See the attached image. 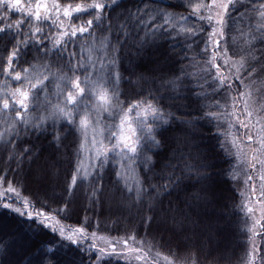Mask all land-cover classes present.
Listing matches in <instances>:
<instances>
[{
  "label": "snow or ice",
  "instance_id": "obj_1",
  "mask_svg": "<svg viewBox=\"0 0 264 264\" xmlns=\"http://www.w3.org/2000/svg\"><path fill=\"white\" fill-rule=\"evenodd\" d=\"M0 25V264H230L219 250L232 215L222 175L243 177V264H264V0H0ZM205 25L198 60L188 51ZM169 37L183 38V56L160 43ZM29 48L35 62L24 61ZM204 120L228 141L226 172L202 144ZM34 135L50 137L49 154ZM79 195L85 210L115 209L125 235L64 225Z\"/></svg>",
  "mask_w": 264,
  "mask_h": 264
},
{
  "label": "trees",
  "instance_id": "obj_2",
  "mask_svg": "<svg viewBox=\"0 0 264 264\" xmlns=\"http://www.w3.org/2000/svg\"><path fill=\"white\" fill-rule=\"evenodd\" d=\"M80 2H82V0H60L61 4L71 3L74 5ZM243 2L247 3V0H243ZM23 3L25 5L31 4L34 6L35 0H23ZM167 3L171 5H177L180 3V0H167ZM176 10L180 12H184V13H187L189 11V9L182 7V6L176 8ZM240 11H243V9H240ZM234 14L238 15V13H234ZM21 18H23L21 14L16 13L12 15L11 21L9 22H13ZM88 18L89 17L87 15L81 17L82 20H87ZM195 19H196L195 17L189 16L190 22L194 21ZM72 22L75 23L76 21H72ZM244 23L246 24L247 20H245ZM43 27L45 29V32L47 33L49 31V26L45 24L43 25ZM204 27H205V32L199 35L198 37H196V40L198 41V43H194L192 50L188 51L189 56L196 55L198 60L206 59V57L203 56V54L201 53V49L204 47V42L207 39V32L210 29H208L207 25H205ZM23 30L24 31L28 30L27 25H25ZM51 31L55 32V28H52ZM142 34L143 33L141 32L140 35ZM160 43L163 44L165 48H168L169 45L174 46L176 51L180 53L181 56H183L184 54L183 50H186L185 42L182 37H174V38L169 37V38L161 40ZM45 44L46 46L50 47V44H48L47 41L45 42ZM69 48H72L71 44H69ZM76 50L77 51L79 50L78 46ZM197 54H200V55H197ZM34 55H35V49L29 48L26 56L24 57V61L35 62L33 61ZM180 63H183L186 65L189 63V61L187 59H184L180 61ZM21 66L28 67V63H22ZM17 70H20V67H18ZM187 70L189 72L197 71L196 68H188ZM125 75H127V73H125ZM2 79H3V76H0V80ZM195 83L196 81L193 79L192 84L194 85ZM122 89L126 93L130 92L128 85L126 83L122 85ZM195 90L199 91L200 89L196 88ZM193 114L200 115L199 112H195ZM200 126L203 132L202 144L210 145L212 147V149L214 150L215 157H216L215 164H216L217 169L221 170L222 172H226L227 170H229L230 165H234L236 163V161L231 156H229L223 149L220 148V142H224L227 145L228 141L226 137L223 135L217 134L215 122H212L210 124L208 123L207 120H204V121H201ZM48 138H45L44 136L36 137L34 135L31 138V142L39 146L42 152L45 155H47L51 152V149L47 142ZM6 160H7V154L0 152V171H2V169L5 167ZM11 167L15 168V164L12 163ZM139 171H140V174L143 176L144 172H143L142 167L139 169ZM9 178H11V174H9ZM113 179H114L113 165L109 164L105 168L104 183L108 184ZM244 187L245 186L243 184L242 176L239 182H235L231 180L227 175H222L218 183V188L224 197V199H222L220 203L222 205H225L229 210L232 211L229 226L226 232L222 233V239L220 241V246H219V250L221 252H226L228 254L230 264H243V258L245 256V253L248 247L246 243L244 212L240 208L234 207L236 205L241 204L242 197L240 195V190H242ZM33 191L34 189L32 188V186L30 185L25 186L21 190V196H29L31 195ZM190 191H194V190H190ZM182 196L183 194H181V197ZM172 199L174 202L178 203V201H176L175 194H173ZM181 206L183 205L181 204ZM52 207L55 208L56 205H53ZM77 207H78L77 212L74 213L70 218L62 219V223L64 225L71 226V227L85 226L87 227L89 233L95 231L97 232L98 236H104V237L116 238V237L125 235L126 233L125 226L123 224L113 223V221L116 219V215H118V213L115 212V209L110 210L107 205L103 207L97 205V207L94 210H85L87 208V201L82 195L78 196V206ZM85 217H88L87 222H85V219H84ZM135 223L139 225V220L137 219ZM137 231L139 235L141 236L144 234L143 227H138ZM100 242L102 241H97L98 246L103 247L99 244ZM173 248L175 249V246H173ZM159 251L163 255H168L171 259L176 258V255H173V253L169 252V249L167 246L160 248ZM175 252L177 254H180L182 253V249H175ZM93 259H95L94 255H93ZM103 264H124V262L123 260H117L116 258H106Z\"/></svg>",
  "mask_w": 264,
  "mask_h": 264
},
{
  "label": "rangeland",
  "instance_id": "obj_3",
  "mask_svg": "<svg viewBox=\"0 0 264 264\" xmlns=\"http://www.w3.org/2000/svg\"><path fill=\"white\" fill-rule=\"evenodd\" d=\"M86 56H87V53H85V57H86ZM12 87H16V83H15V82L12 83ZM104 122H105V123H110V121H108L107 118H105V121H104ZM86 162H87V161H86ZM256 183H257V184L259 183L258 180L256 181ZM244 215H245V214H244ZM257 215H258V213H257ZM99 244H100L101 246H104V241L100 242ZM162 262H163V261H161V264H163Z\"/></svg>",
  "mask_w": 264,
  "mask_h": 264
}]
</instances>
